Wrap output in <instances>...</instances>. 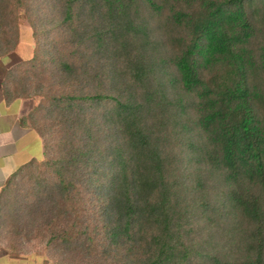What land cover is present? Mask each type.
Masks as SVG:
<instances>
[{"label":"trees","instance_id":"16d2710c","mask_svg":"<svg viewBox=\"0 0 264 264\" xmlns=\"http://www.w3.org/2000/svg\"><path fill=\"white\" fill-rule=\"evenodd\" d=\"M56 5L62 31L5 80L37 99L22 123L44 150L4 189L12 256L34 239L75 255L52 264H264V0ZM23 8L0 0V55Z\"/></svg>","mask_w":264,"mask_h":264},{"label":"crops","instance_id":"0c3cea01","mask_svg":"<svg viewBox=\"0 0 264 264\" xmlns=\"http://www.w3.org/2000/svg\"><path fill=\"white\" fill-rule=\"evenodd\" d=\"M21 29L19 41L15 49L6 55H0V213L4 209V189L13 174L33 161L44 158L43 141L38 132L23 120L34 109L37 99L5 96V80L19 64L35 57V41L29 33L27 55L17 54L21 45ZM0 220V264H14L5 245V226ZM3 223V221H2ZM5 241V242H4ZM15 260V261H14Z\"/></svg>","mask_w":264,"mask_h":264},{"label":"rangeland","instance_id":"374dc122","mask_svg":"<svg viewBox=\"0 0 264 264\" xmlns=\"http://www.w3.org/2000/svg\"><path fill=\"white\" fill-rule=\"evenodd\" d=\"M57 0H25V8L20 9L18 12L20 14L18 20L19 30L21 29V45L17 54L19 56L27 55V43L29 33L35 34L33 38L36 37L39 40V44L42 47L41 49H46V43L49 39H56L57 35L62 31L60 27L55 30L53 27L58 25L60 13L57 11ZM57 32V33H56ZM25 55V56H26ZM19 180V179H18ZM22 184V185H21ZM27 184V183H26ZM24 183L17 182V185L14 186L15 194L25 193ZM16 199V197H15ZM18 199V198H17ZM9 201L5 200L4 209L7 208ZM47 205H44L46 210ZM41 218V217H40ZM44 218V217H43ZM4 226H6V213L3 215ZM2 223V221H1ZM38 223V222H36ZM41 223V220H40ZM6 230V228H5ZM7 234L5 233L4 239L7 242ZM4 241V242H5ZM5 242V245H6ZM19 252L13 253L11 256L15 259L14 264H52L54 258L58 261H71V257H75L72 252L68 250L55 251L54 249L46 250L45 243L41 242L40 244L36 243L34 239L27 243V241H20ZM9 251V250H8Z\"/></svg>","mask_w":264,"mask_h":264}]
</instances>
